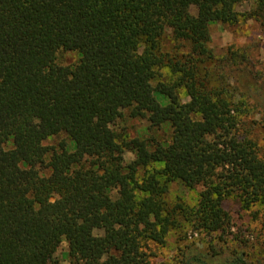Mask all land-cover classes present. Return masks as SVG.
I'll use <instances>...</instances> for the list:
<instances>
[{"label": "trees", "instance_id": "trees-1", "mask_svg": "<svg viewBox=\"0 0 264 264\" xmlns=\"http://www.w3.org/2000/svg\"><path fill=\"white\" fill-rule=\"evenodd\" d=\"M243 1L0 0V264H53L61 238L66 264H154L147 244L170 230L220 239L224 201L264 204V156L244 130L245 105L263 104L229 79L249 54L208 47V23L264 12H237ZM63 50L77 61L59 64ZM125 112L168 139L118 133ZM172 181L201 186L197 205L168 206ZM176 263L251 264L190 246Z\"/></svg>", "mask_w": 264, "mask_h": 264}, {"label": "rangeland", "instance_id": "rangeland-1", "mask_svg": "<svg viewBox=\"0 0 264 264\" xmlns=\"http://www.w3.org/2000/svg\"><path fill=\"white\" fill-rule=\"evenodd\" d=\"M258 6L259 0H244L235 6V10L239 13H247ZM190 12L196 15V8L191 6ZM207 28L210 36L208 47L216 58L224 57L229 49L241 48L249 54L250 65L231 71L229 79L231 86L237 89L238 99L243 97L241 95L245 96L252 88L254 99L263 104L253 105V99H250L247 106L245 105L244 130L246 135L257 144L259 154L264 156V12L248 19L241 16L234 24L211 22L207 24ZM168 44L169 39L165 38L163 42L165 48L170 47ZM77 59L78 54L75 51L63 50L57 53V62L62 65L73 64ZM181 96L182 100L187 99L184 91H181ZM148 125L146 119L129 118L125 112L113 127L118 133L129 134L131 137H154L159 141L168 139L170 130L167 126L150 129ZM67 142L66 136L61 134L46 139L43 143L57 147ZM132 157L131 153L124 155L125 161H129ZM201 189V186L189 188L179 181H172L167 185L164 200L170 207L177 203L194 207L197 205ZM223 206L231 217L228 234L222 235L219 239L220 233H200L188 224H184L180 228L170 230L164 245H156L152 242L147 244L146 250L150 253V261L154 264H177L179 248L190 246L192 249H201L209 253L241 250L251 264H264V204H256L244 210L237 201L228 199L223 202ZM67 250V242L61 238L52 263L66 264Z\"/></svg>", "mask_w": 264, "mask_h": 264}]
</instances>
